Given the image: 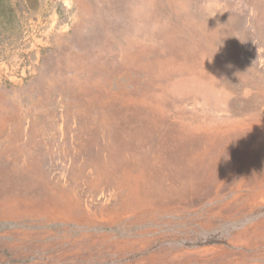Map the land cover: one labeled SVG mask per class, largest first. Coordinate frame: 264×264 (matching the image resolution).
Masks as SVG:
<instances>
[{"label": "rangeland", "instance_id": "obj_1", "mask_svg": "<svg viewBox=\"0 0 264 264\" xmlns=\"http://www.w3.org/2000/svg\"><path fill=\"white\" fill-rule=\"evenodd\" d=\"M0 264H264V0H0Z\"/></svg>", "mask_w": 264, "mask_h": 264}]
</instances>
